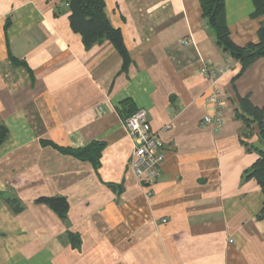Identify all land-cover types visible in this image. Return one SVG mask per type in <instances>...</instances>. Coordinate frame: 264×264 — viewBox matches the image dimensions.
<instances>
[{
    "label": "crops",
    "instance_id": "obj_1",
    "mask_svg": "<svg viewBox=\"0 0 264 264\" xmlns=\"http://www.w3.org/2000/svg\"><path fill=\"white\" fill-rule=\"evenodd\" d=\"M104 2L126 68L110 41L85 45L59 0H0V264H264V196L244 177L258 157L248 144L264 143L234 113L237 95L264 107V58L237 78L200 0ZM225 6L232 41L258 43L253 0ZM127 100L161 135L153 181L130 165ZM93 143L97 167L61 151ZM52 197L67 200L66 220L37 202Z\"/></svg>",
    "mask_w": 264,
    "mask_h": 264
},
{
    "label": "trees",
    "instance_id": "obj_2",
    "mask_svg": "<svg viewBox=\"0 0 264 264\" xmlns=\"http://www.w3.org/2000/svg\"><path fill=\"white\" fill-rule=\"evenodd\" d=\"M59 1L62 6H66L69 10L72 29L83 37L87 47L108 40L121 55L124 68L127 67L130 63L129 54L125 48L121 32L111 26L106 16L104 0ZM253 2L254 12L252 17L255 19L263 18L258 32L259 42L238 46L231 39V32L227 24L225 0H200L203 18L208 26L213 29L218 46L224 53L241 64V72L237 78L241 77L257 60L264 58V0H253ZM13 62L22 64L16 59ZM235 103L237 104L234 110L235 118L243 122L245 135L249 137L256 132L259 139L264 143V107L255 105L250 94L246 96L237 95ZM117 110L121 118L126 120L137 111V108L132 101L127 100ZM8 135V129L0 125V146L5 142ZM103 147V144L93 143L84 149H61V151L79 160L88 161L97 167ZM248 148L256 151L258 157L254 164L246 170L244 177L246 181L254 180L264 196V150L257 149L250 143ZM7 201L15 213L22 211V207L16 199L8 198ZM37 202L45 204L63 221L67 219L69 205L65 198H40ZM257 218L264 220V201ZM71 238H73L72 235Z\"/></svg>",
    "mask_w": 264,
    "mask_h": 264
},
{
    "label": "built area",
    "instance_id": "obj_3",
    "mask_svg": "<svg viewBox=\"0 0 264 264\" xmlns=\"http://www.w3.org/2000/svg\"><path fill=\"white\" fill-rule=\"evenodd\" d=\"M188 44L187 40L181 42ZM202 73H210L213 77L222 73L213 68L202 69ZM216 102V100H213ZM125 127L129 136L135 144L130 165L140 180L153 181L157 176L158 169L165 161L163 143L160 132H154L147 117L146 110H138L125 121ZM204 125L212 126L213 130L220 131L222 128V118L219 116H207L203 119Z\"/></svg>",
    "mask_w": 264,
    "mask_h": 264
}]
</instances>
